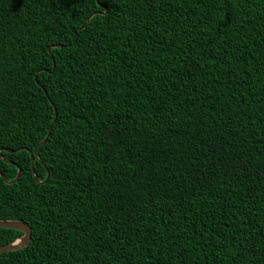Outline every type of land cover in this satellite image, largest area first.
<instances>
[{
  "label": "trees",
  "instance_id": "obj_1",
  "mask_svg": "<svg viewBox=\"0 0 264 264\" xmlns=\"http://www.w3.org/2000/svg\"><path fill=\"white\" fill-rule=\"evenodd\" d=\"M19 169L0 264H264V0H0Z\"/></svg>",
  "mask_w": 264,
  "mask_h": 264
},
{
  "label": "water",
  "instance_id": "obj_2",
  "mask_svg": "<svg viewBox=\"0 0 264 264\" xmlns=\"http://www.w3.org/2000/svg\"><path fill=\"white\" fill-rule=\"evenodd\" d=\"M91 18L88 20L87 24H89ZM86 27H84L85 29ZM56 121V119L54 120ZM51 134V128L49 129L48 135L46 140L49 138ZM46 140H44L43 142H41L40 144H38L34 150V153H31L32 156V162L34 163L35 158L39 159V155H38V149L39 147H41L43 144H45ZM21 151V150H19ZM21 175V170L19 169L18 171V175L16 177V179L13 182H8L5 177L0 173V176L3 178L4 182L7 184H13L15 182L18 181L19 177ZM34 179L37 183H40L37 175L35 174ZM49 179V173H48V177L46 179L45 182H43L42 184H45L47 182V180ZM0 228L1 229H7V230H14V231H18L21 232L23 234L22 237H20L19 239H17L16 241H14L13 243L0 247V255L1 254H5V253H11V252H15V251H19L24 249L25 247H27L32 239V230L29 227V225L25 222H20V221H1L0 220Z\"/></svg>",
  "mask_w": 264,
  "mask_h": 264
}]
</instances>
